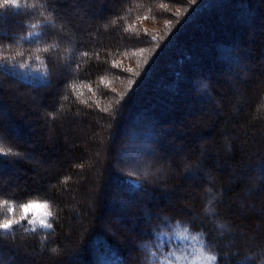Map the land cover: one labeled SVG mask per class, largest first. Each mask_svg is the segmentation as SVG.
Listing matches in <instances>:
<instances>
[{"label":"trees","instance_id":"obj_1","mask_svg":"<svg viewBox=\"0 0 264 264\" xmlns=\"http://www.w3.org/2000/svg\"><path fill=\"white\" fill-rule=\"evenodd\" d=\"M60 1L0 4V222L52 212L0 230V264H156L169 232L214 264H264V0H104L81 18ZM144 16L168 20L161 44ZM251 17L261 37L225 33ZM35 60L45 78L14 71Z\"/></svg>","mask_w":264,"mask_h":264},{"label":"rangeland","instance_id":"obj_2","mask_svg":"<svg viewBox=\"0 0 264 264\" xmlns=\"http://www.w3.org/2000/svg\"><path fill=\"white\" fill-rule=\"evenodd\" d=\"M4 0H0V4ZM27 1L33 2V0H15V4L12 3H7L10 7L16 9V8H21L23 5L27 4ZM53 1V0H52ZM55 1H60V0H55ZM104 0H72V1H66V0H61L60 4L58 5V8L60 7L61 10H69L72 15L78 16V18H81V16H84V11L88 7H93L95 4L94 3H99ZM119 2H125L127 0H117ZM66 4V5H65ZM68 4V5H67ZM114 6V5H113ZM112 6V7H113ZM94 8V7H93ZM84 18V17H83ZM241 19V18H240ZM237 20L236 24H234V27H232L229 30H226L225 33L231 34L235 32H244L242 37L243 39L247 40H252V39H257L260 35L257 34L256 32V23L259 21L256 19L257 18H249L243 20ZM256 21V22H255ZM139 27L140 29L147 33L150 34V37L157 43H162L163 39L165 36L168 34V31H170L171 26L168 23V20L166 19H154L152 17L144 16L140 19ZM38 30H33L31 33H29L28 37H33L37 33ZM261 37V36H260ZM248 48V46H247ZM249 53H253V51H250L248 49ZM143 53L146 52H141L139 54V59L136 64V67H141L142 63L144 60H141L143 57ZM248 57V56H247ZM249 58V57H248ZM250 60H252L250 58ZM248 61V60H247ZM256 68L259 71H264V56L262 57L261 60L256 64ZM21 75H29V77H32L34 79H43L45 78V68L43 64L39 60H35L32 62H25L21 63L18 66L14 67V71H17ZM134 69H131V72ZM17 72V73H18ZM226 72V71H225ZM219 72V69L217 71L212 72L215 76L222 77L223 73ZM248 74L243 73L244 77H246ZM226 79L230 80L229 82L234 83L235 82V77L232 76L229 72L224 73L223 75ZM253 79L256 82V76L253 75ZM204 110V109H203ZM207 112V111H204ZM201 113V112H200ZM167 115L170 116L168 113ZM199 116V114H197ZM213 133L211 136H206L207 138H212ZM205 137V141L208 140ZM138 138V137H137ZM201 138V137H200ZM138 142V141H137ZM153 145L154 144H150ZM219 167V166H218ZM255 173L258 175L259 172L256 170ZM263 175H260V178ZM131 182L137 184L138 180L135 179H130ZM177 201V200H176ZM25 205H33L34 207L30 208L28 213L25 215L22 211L23 206ZM16 213L11 212L9 214V219L7 220H19V218L22 215H25V219L20 220V222H24L25 226L27 228H33V229H50L49 227H46V225L52 223V212H51V206L45 201H30L26 204H24ZM41 220L44 221V224H41ZM6 220H3V222ZM0 222V223H3ZM16 224V223H14ZM13 224V225H14ZM12 225V226H13ZM157 247L160 250L159 251V256H158V261L160 264H214V259L211 255L206 253L205 250H203L201 243L199 242L198 238L192 235H188L184 232H169L167 234H163L160 236L159 241L157 243ZM158 262L156 264H159Z\"/></svg>","mask_w":264,"mask_h":264},{"label":"snow or ice","instance_id":"obj_3","mask_svg":"<svg viewBox=\"0 0 264 264\" xmlns=\"http://www.w3.org/2000/svg\"><path fill=\"white\" fill-rule=\"evenodd\" d=\"M5 3H12L15 4V0H4ZM34 207L33 205H25L23 206V213L26 215L30 208ZM25 215H22L19 220H6L3 223H0V230H8L12 227L14 223H19L20 220L25 219ZM41 224H44V221L41 220ZM46 227H51V224L46 225Z\"/></svg>","mask_w":264,"mask_h":264}]
</instances>
